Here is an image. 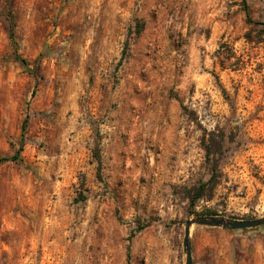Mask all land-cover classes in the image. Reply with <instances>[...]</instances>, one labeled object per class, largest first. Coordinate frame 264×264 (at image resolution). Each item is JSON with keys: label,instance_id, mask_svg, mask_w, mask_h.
<instances>
[{"label": "rangeland", "instance_id": "374dc122", "mask_svg": "<svg viewBox=\"0 0 264 264\" xmlns=\"http://www.w3.org/2000/svg\"><path fill=\"white\" fill-rule=\"evenodd\" d=\"M16 153L0 264H185L188 218L264 216V0H0ZM190 242L192 264H264V224Z\"/></svg>", "mask_w": 264, "mask_h": 264}, {"label": "water", "instance_id": "95a60500", "mask_svg": "<svg viewBox=\"0 0 264 264\" xmlns=\"http://www.w3.org/2000/svg\"><path fill=\"white\" fill-rule=\"evenodd\" d=\"M264 224V216L253 219L242 218H228L218 215H197L188 218L185 221L184 233H183V250L185 253V264H192L191 258V242H190V229L193 225L197 226H209L220 227L223 229H246L254 228Z\"/></svg>", "mask_w": 264, "mask_h": 264}, {"label": "trees", "instance_id": "16d2710c", "mask_svg": "<svg viewBox=\"0 0 264 264\" xmlns=\"http://www.w3.org/2000/svg\"><path fill=\"white\" fill-rule=\"evenodd\" d=\"M244 5H245V3H244ZM245 10H246V16H247V18L249 19V10H248V8H247V6L245 5V8H244ZM9 39H10V43H11V46H12V55H13V57L16 59V60H18V61H20L21 62V64L26 68V69H28V71L30 72V73H35L34 75H40L39 73V66L37 65V64H35L34 66H33V68H30V66H29V62H28V60L27 59H25V58H22L21 57V55L18 53V49H17V44H16V41H15V39H14V37H13V33H12V31L10 30V34H9ZM25 124H26V120L24 119V121H23V123H22V127H21V129H22V131L25 129ZM20 149V148H19ZM18 157V154L16 153V154H13L12 156H10V157H1L0 158V161H6V160H13V159H16ZM206 184H201V188H203L204 186H205ZM202 195H204L202 192H196V195H195V198H199V197H201Z\"/></svg>", "mask_w": 264, "mask_h": 264}]
</instances>
